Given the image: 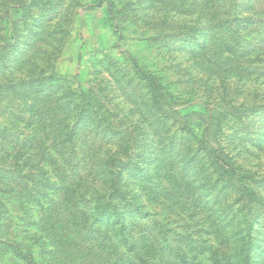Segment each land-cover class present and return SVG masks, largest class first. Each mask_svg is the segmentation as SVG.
Listing matches in <instances>:
<instances>
[{"label":"rangeland","instance_id":"rangeland-1","mask_svg":"<svg viewBox=\"0 0 264 264\" xmlns=\"http://www.w3.org/2000/svg\"><path fill=\"white\" fill-rule=\"evenodd\" d=\"M61 200L122 264H264V0H0V264L94 262Z\"/></svg>","mask_w":264,"mask_h":264},{"label":"trees","instance_id":"trees-1","mask_svg":"<svg viewBox=\"0 0 264 264\" xmlns=\"http://www.w3.org/2000/svg\"><path fill=\"white\" fill-rule=\"evenodd\" d=\"M228 22V19H220L216 21L213 26L215 29L219 26H222ZM74 129H71L69 136L73 135ZM208 149L215 152L217 150L216 147H209ZM223 169V168H222ZM84 170L81 171L79 179H82L84 174ZM86 172V171H85ZM85 177V176H84ZM78 183V182H77ZM73 184V183H72ZM235 183L233 182V185ZM72 186V185H71ZM113 186V185H112ZM167 191H172L174 189L173 185H167ZM75 185L71 188L74 189ZM95 188V187H94ZM99 196L103 197V192L99 190H95ZM112 194L108 196L106 199V203H112ZM251 202H253L254 198L250 197ZM99 200V198H98ZM117 203V202H116ZM59 204V205H58ZM96 211L97 215L95 216V220H101L104 216L105 205L99 201L96 203ZM97 208H99L97 210ZM140 210V209H139ZM138 210L134 212L135 215L142 213ZM83 210L79 209L76 211V215L74 211L68 205L63 204L62 200L56 204L54 209H50L48 213L49 217V231L51 236V243L55 244L57 247V252H54L56 256L58 254V250H64L67 254V258L77 257L81 261H87L91 258H94V262L89 264H122L124 257L121 253H117L116 250L112 248H108L105 244L96 243L92 241L93 229L95 228L93 225H87L84 220L80 218L81 214H83ZM144 213V212H143ZM85 218V217H82ZM95 231V229H94ZM150 237L146 236L145 239L140 241L141 248H145L149 245ZM114 256V257H112ZM112 257V258H110ZM112 259V263L111 260ZM71 260L68 262L70 263ZM169 264V261H165ZM71 264V263H70Z\"/></svg>","mask_w":264,"mask_h":264}]
</instances>
